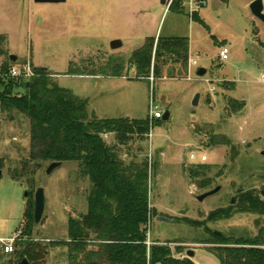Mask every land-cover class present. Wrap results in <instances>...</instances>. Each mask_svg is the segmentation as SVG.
Segmentation results:
<instances>
[{
    "label": "rangeland",
    "instance_id": "obj_1",
    "mask_svg": "<svg viewBox=\"0 0 264 264\" xmlns=\"http://www.w3.org/2000/svg\"><path fill=\"white\" fill-rule=\"evenodd\" d=\"M170 1L0 0V35L7 37L3 48L16 56L15 65L28 61L33 68L46 69L60 88L87 100L89 114L98 119L145 120L150 107L162 116L168 113L167 120L152 121L150 139L149 132L142 142L135 138L120 149V157L125 162L148 161V198L154 212L148 223L150 242L167 244L177 258L192 251L195 264H219L208 251L214 232L246 241L264 227V213L234 209L244 193L264 203V24L250 12L254 0H192V7L184 0L183 12L169 11ZM155 37L186 38L189 60L195 64L188 69L187 62L182 71L168 60L160 65V78L152 71L148 78H137L130 56ZM116 40L122 46L112 50ZM221 48L228 50L226 61L219 60ZM113 67L123 68L120 77L111 76ZM200 69L206 71L202 77ZM70 70L75 75H67ZM230 100L243 107L230 111ZM211 135L228 144H210ZM112 138L107 134L104 140L113 144ZM28 153L27 119L0 110L2 239L22 229L28 185L25 178L11 177ZM190 154L205 155L207 161H190ZM49 165L42 164L34 175L32 199L42 187L46 202L30 241L47 249L39 264H68L66 250L51 244L66 239L70 216L85 213L90 187L77 177L76 165L64 163L47 175ZM197 165L205 169H195L198 177L190 178L188 170ZM216 187L220 191L198 201ZM230 211V218L219 217ZM15 260V254L4 255L0 249V264Z\"/></svg>",
    "mask_w": 264,
    "mask_h": 264
},
{
    "label": "trees",
    "instance_id": "obj_2",
    "mask_svg": "<svg viewBox=\"0 0 264 264\" xmlns=\"http://www.w3.org/2000/svg\"><path fill=\"white\" fill-rule=\"evenodd\" d=\"M184 0H172L168 10L183 12ZM193 19L199 21L196 15ZM6 36L0 35V110L17 112L29 125V153L15 168L12 179H26L28 185L23 224L19 240L15 243L14 264H39L47 253L46 248L33 244L30 239L33 228L35 189L34 175L42 164L54 162L76 165V175L89 184L86 194L85 213L67 220V237L55 241L52 247L66 250L68 264H195L186 257L177 258L165 243L148 242V223L154 216L149 206L147 159L125 162L120 149L138 138H147L150 120L92 119L87 100L60 88L47 70L36 71L30 82L6 77L14 63L6 54ZM168 60L187 70L188 40L179 37L146 39L145 43L130 56L137 78L161 77L160 65ZM122 67H113V77L122 75ZM67 75H75L73 70ZM26 84H28L27 87ZM243 107L242 102L229 101L230 111ZM153 123L151 124V126ZM112 135L113 144L105 142L103 135ZM210 144H228L225 138L210 136ZM1 167V164H0ZM197 165L188 170L190 178H197ZM206 184L201 183L200 187ZM234 205V204H233ZM236 213H264V203L252 193L241 195ZM216 213L214 217H218ZM230 211L219 217L227 219ZM26 239V240H24ZM214 244L208 251L219 264H264V227L256 237L240 241L213 233Z\"/></svg>",
    "mask_w": 264,
    "mask_h": 264
},
{
    "label": "water",
    "instance_id": "obj_3",
    "mask_svg": "<svg viewBox=\"0 0 264 264\" xmlns=\"http://www.w3.org/2000/svg\"><path fill=\"white\" fill-rule=\"evenodd\" d=\"M35 3H45V4H59V3H63L64 0H34ZM161 4L164 5L165 4V0H161ZM249 9L251 14L253 15V17H255L256 19H258L260 22H262L264 24V7H263V1L262 0H254L249 4ZM122 46V43L118 40L111 42L110 44V48L112 50H116L118 48H120ZM11 62H15L16 61V56L14 55H10L9 57ZM35 70L37 72H42V71H46V69L43 68H35ZM198 76L202 77L205 75V70L204 69H200L198 70ZM28 84H26L25 87H27ZM198 98L199 96L196 95L194 100H193V105H197L198 103ZM91 118L92 119H96L97 117L95 116L94 112H91ZM163 120H167L168 119V113H166L163 117ZM262 156H264V151L261 153ZM61 166V163L58 162H54L51 163L47 170H46V174L49 175L51 174V172L57 168H59ZM218 191H220V187H216L202 195H200L197 199L198 201H202L203 199H205L208 196L214 195L216 194ZM27 192L24 194L25 197H27ZM261 196L264 197V191L261 192ZM34 212H33V221L34 224L37 225L40 223L43 213H44V208H45V196H44V190L42 187H39L36 189V191L34 192ZM236 202V197L232 198L231 200V204H235ZM158 220L160 221H168L167 219L164 218H158ZM215 234H221L219 232H215ZM186 257L188 259H191L194 257V253L192 251H187L186 252ZM23 264H27V262L25 260H23Z\"/></svg>",
    "mask_w": 264,
    "mask_h": 264
},
{
    "label": "built area",
    "instance_id": "obj_4",
    "mask_svg": "<svg viewBox=\"0 0 264 264\" xmlns=\"http://www.w3.org/2000/svg\"><path fill=\"white\" fill-rule=\"evenodd\" d=\"M171 2L172 0L170 1L169 5L171 4ZM188 4L190 5V7H192L193 6L192 0H190ZM218 57L221 61H226L228 59L227 48H221V50L219 51ZM188 62H189L188 69H189V65L195 64V61H192V60H188ZM6 77L28 83L36 77V70L35 68H33V66L30 65L28 61L22 64H18V65L13 64L9 67ZM261 82H264V75L261 78ZM211 90L213 91V88ZM162 117H163L162 113L159 110H157L155 107H150V111H149L150 129H149V134H148L149 139L152 136V133H151L152 121L160 120ZM102 137L104 139L107 137V135H103ZM188 159L190 161L199 160L201 163H205L207 161V158L205 155H202L198 158L196 155L190 154L188 156ZM19 235H20V232L6 239L0 238V249L4 255H11L14 253L15 243L19 240ZM146 244L147 246L151 245L149 238Z\"/></svg>",
    "mask_w": 264,
    "mask_h": 264
},
{
    "label": "crops",
    "instance_id": "obj_5",
    "mask_svg": "<svg viewBox=\"0 0 264 264\" xmlns=\"http://www.w3.org/2000/svg\"><path fill=\"white\" fill-rule=\"evenodd\" d=\"M6 39H7V37H6ZM155 39L157 40V38L155 37ZM7 43H8V39H7V42H6V45H7ZM221 50V49H220ZM188 60H189V48H188ZM220 60V59H219ZM205 73H206V71H205ZM150 241V240H149ZM184 256H181V257H179V258H183ZM187 258V257H186ZM191 260L193 261V258H191Z\"/></svg>",
    "mask_w": 264,
    "mask_h": 264
}]
</instances>
